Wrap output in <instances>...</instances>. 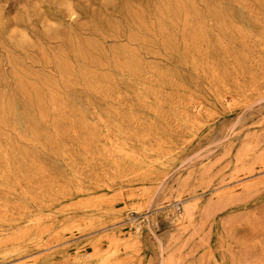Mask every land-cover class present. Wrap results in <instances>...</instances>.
Segmentation results:
<instances>
[{
    "label": "rangeland",
    "instance_id": "rangeland-1",
    "mask_svg": "<svg viewBox=\"0 0 264 264\" xmlns=\"http://www.w3.org/2000/svg\"><path fill=\"white\" fill-rule=\"evenodd\" d=\"M29 263L264 264V0H0V264Z\"/></svg>",
    "mask_w": 264,
    "mask_h": 264
},
{
    "label": "bare ground",
    "instance_id": "bare-ground-1",
    "mask_svg": "<svg viewBox=\"0 0 264 264\" xmlns=\"http://www.w3.org/2000/svg\"><path fill=\"white\" fill-rule=\"evenodd\" d=\"M196 198V197H195ZM213 199V198H212ZM184 208V207H183ZM188 209V208H187ZM186 210V209H185ZM191 211V210H190ZM113 240V239H112ZM132 245V244H131ZM112 254V253H111ZM111 254H109L110 256H111ZM109 255H103L104 256V258H107ZM102 256V257H103ZM106 256V257H105ZM30 258V257H29ZM22 261V260H21ZM102 262H103V260H102ZM30 264V263H29Z\"/></svg>",
    "mask_w": 264,
    "mask_h": 264
}]
</instances>
